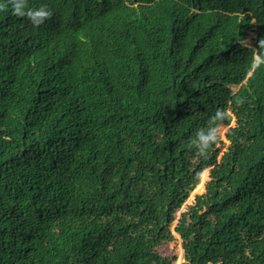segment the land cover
Returning <instances> with one entry per match:
<instances>
[{"label":"trees","instance_id":"obj_1","mask_svg":"<svg viewBox=\"0 0 264 264\" xmlns=\"http://www.w3.org/2000/svg\"><path fill=\"white\" fill-rule=\"evenodd\" d=\"M13 2L0 264H172L158 247L207 169L176 227L184 264H264V0H23L52 11L39 26ZM217 109L229 146L201 156Z\"/></svg>","mask_w":264,"mask_h":264},{"label":"rangeland","instance_id":"obj_2","mask_svg":"<svg viewBox=\"0 0 264 264\" xmlns=\"http://www.w3.org/2000/svg\"><path fill=\"white\" fill-rule=\"evenodd\" d=\"M255 38H256V34L254 32H251L250 36H248V38L245 41H243V44L246 46H253ZM238 88L239 87H232V90L236 91L238 90ZM232 127H235V121L232 122L230 127H226V126L219 127L220 142L218 145V149L221 151L220 156L223 155V153L226 151L227 147L229 146V143L227 141V134L229 132V129ZM204 172L206 175V180L203 183V190H201L200 192L194 193V191L196 190L195 189L191 193L190 198L187 200V202L183 205V207L175 215V221L170 228L172 235H173V241L166 242L162 244L160 247H158V253L161 256L172 260L173 261L172 264H184L185 262L184 252L182 249V241H181V238L175 233V230H176V227L178 226V222L180 221L182 214L187 211V208L194 203L195 199L198 196H201L206 192V185L211 180L210 178L211 173H210V169H207ZM200 184H201V178H200Z\"/></svg>","mask_w":264,"mask_h":264},{"label":"clouds","instance_id":"obj_3","mask_svg":"<svg viewBox=\"0 0 264 264\" xmlns=\"http://www.w3.org/2000/svg\"><path fill=\"white\" fill-rule=\"evenodd\" d=\"M13 11L18 16H27L33 26H39L45 19L52 16V11L47 5H42L38 9H27L23 0H14L12 5ZM264 44V41L261 42ZM255 45V39H254ZM227 114L222 109H217L215 115L211 118V123L207 127H201L195 135L192 144L196 146V149L201 156L205 155L207 150L217 142L219 138L220 129L217 126L218 121H223Z\"/></svg>","mask_w":264,"mask_h":264},{"label":"water","instance_id":"obj_4","mask_svg":"<svg viewBox=\"0 0 264 264\" xmlns=\"http://www.w3.org/2000/svg\"><path fill=\"white\" fill-rule=\"evenodd\" d=\"M178 224H179V222H178ZM175 233H176V230H175Z\"/></svg>","mask_w":264,"mask_h":264}]
</instances>
